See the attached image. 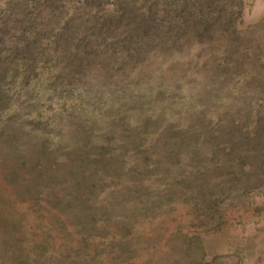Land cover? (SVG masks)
<instances>
[{
  "label": "rangeland",
  "instance_id": "rangeland-1",
  "mask_svg": "<svg viewBox=\"0 0 264 264\" xmlns=\"http://www.w3.org/2000/svg\"><path fill=\"white\" fill-rule=\"evenodd\" d=\"M0 264H264V0H0Z\"/></svg>",
  "mask_w": 264,
  "mask_h": 264
}]
</instances>
